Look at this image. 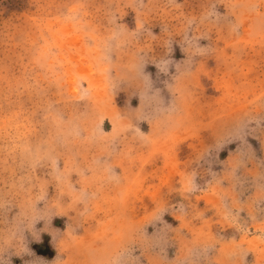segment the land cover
I'll return each mask as SVG.
<instances>
[{
    "label": "rangeland",
    "instance_id": "rangeland-1",
    "mask_svg": "<svg viewBox=\"0 0 264 264\" xmlns=\"http://www.w3.org/2000/svg\"><path fill=\"white\" fill-rule=\"evenodd\" d=\"M0 264H264V0H0Z\"/></svg>",
    "mask_w": 264,
    "mask_h": 264
}]
</instances>
